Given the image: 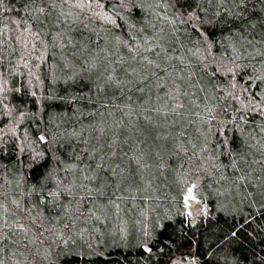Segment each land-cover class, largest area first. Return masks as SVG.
Returning a JSON list of instances; mask_svg holds the SVG:
<instances>
[{"label":"trees","instance_id":"trees-1","mask_svg":"<svg viewBox=\"0 0 264 264\" xmlns=\"http://www.w3.org/2000/svg\"><path fill=\"white\" fill-rule=\"evenodd\" d=\"M75 1L0 2V260L264 264V0Z\"/></svg>","mask_w":264,"mask_h":264},{"label":"rangeland","instance_id":"rangeland-1","mask_svg":"<svg viewBox=\"0 0 264 264\" xmlns=\"http://www.w3.org/2000/svg\"><path fill=\"white\" fill-rule=\"evenodd\" d=\"M89 2H80V0H77L75 2H73V5L76 7V9L81 10V11H89V13L91 15H93L94 17H96L97 19L103 21L106 24H110V25H114L115 23H113V21H115L111 16H109L108 14H106L102 9H100L98 6L95 5H90L88 4ZM27 44V43H26ZM11 129V131H15V126L9 128ZM185 196H187V191L184 192ZM192 195L194 198L190 199V203L189 206H184V211L187 214V217L191 219L192 222H196L200 217H208L209 216V208H207L208 206L205 205L197 196V194L195 192L192 191ZM226 201V200H225ZM158 209V208H157ZM158 213L154 211V215L152 218V221L156 220L158 215ZM99 221H101L102 225L100 226H106L107 221L106 220H102V218L98 219ZM123 225H127L129 226L130 223L129 222H123ZM137 225L141 224L140 222L136 223ZM111 227H113L114 225H119V224H115L114 222L110 223ZM122 226V225H120ZM155 226V225H154ZM100 231V229H98V232ZM109 232L111 234H114L115 230L110 229ZM127 231H121L122 235L121 238L125 239L127 238ZM114 242L111 241L109 244H113ZM176 264H180V263H176Z\"/></svg>","mask_w":264,"mask_h":264},{"label":"snow or ice","instance_id":"snow-or-ice-1","mask_svg":"<svg viewBox=\"0 0 264 264\" xmlns=\"http://www.w3.org/2000/svg\"><path fill=\"white\" fill-rule=\"evenodd\" d=\"M0 2H2V0H0ZM238 2H239L240 4H243L244 0H238ZM40 11L43 12L44 9L41 8ZM237 18H239V16H237ZM113 23H115V21H113ZM41 139H43V138H41ZM97 167H100V166L98 165ZM93 178H94V179H96V178L99 179V181H100V186L98 187V190H99V192H100L101 195H105V193H104V191H103V185L106 184V182H107V177H106V176H103V175H100V176H98V177H93ZM193 187H195V186H193ZM52 195H56V193H52ZM192 198H194L193 195H192V189L189 188V190H188V195L185 197V201H187L188 199H192ZM20 231H24V232H26L27 229H25V228H23V226H21ZM233 235H235V233H233ZM0 264H3V261H2V260H0Z\"/></svg>","mask_w":264,"mask_h":264},{"label":"water","instance_id":"water-1","mask_svg":"<svg viewBox=\"0 0 264 264\" xmlns=\"http://www.w3.org/2000/svg\"><path fill=\"white\" fill-rule=\"evenodd\" d=\"M186 202V206H189V203H190V199H188Z\"/></svg>","mask_w":264,"mask_h":264}]
</instances>
